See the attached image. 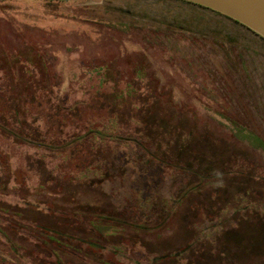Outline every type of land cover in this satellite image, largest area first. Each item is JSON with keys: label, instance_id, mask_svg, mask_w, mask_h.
Segmentation results:
<instances>
[{"label": "rangeland", "instance_id": "obj_1", "mask_svg": "<svg viewBox=\"0 0 264 264\" xmlns=\"http://www.w3.org/2000/svg\"><path fill=\"white\" fill-rule=\"evenodd\" d=\"M49 3L0 0V86L18 81V99H32L26 84L36 81L41 90L34 95H46L52 114L76 118L77 137L98 127L90 119L106 117L116 97L125 100L119 113L134 111L149 135L167 123L179 129L177 135L195 129L185 141L187 148L172 144L170 154L214 177L186 192L199 181L191 172H177L154 159L145 167L113 161L108 174L89 186L84 175L94 168L81 160L85 143L73 139L75 155L66 166L59 154L45 156L56 153L41 134L45 116L33 106L36 102H23L22 112L35 109L34 120L22 122L23 129L37 131L35 137L0 136V152L9 159L0 164V211L8 215L0 219L11 224L1 229L24 254L22 264H55L47 248L30 237L45 241L61 264H132L131 259L150 264V257L194 238L197 243L181 257L155 264H264V213H254L264 203V40L180 1ZM37 100L44 105L43 98ZM66 136L64 130L58 133L68 142ZM128 145L117 146L118 152L135 153L136 147ZM46 181L51 187L41 188ZM236 194L243 197L233 201ZM227 201L233 209L246 207L248 218H239L212 241L201 237L198 217L205 225L212 222L198 215L199 209L214 218ZM174 202L168 216V203ZM45 205L59 212H46ZM26 223L97 241L119 255L97 253ZM4 246L0 237V250Z\"/></svg>", "mask_w": 264, "mask_h": 264}, {"label": "trees", "instance_id": "obj_2", "mask_svg": "<svg viewBox=\"0 0 264 264\" xmlns=\"http://www.w3.org/2000/svg\"><path fill=\"white\" fill-rule=\"evenodd\" d=\"M51 1H62V0H41V2H45V3L47 2L49 3ZM174 1H180L186 4H191L203 10H206L216 15H219L221 17H224L234 22L235 24H238L239 26H242L243 28L249 30L256 36L260 37L259 35H257L250 29H248L247 27L243 26L237 21H234L220 13H217L208 8H205V7H202V6L187 2V1H182V0H174ZM260 38L263 39L262 37ZM34 82L35 84H32V81H28V83L26 84L30 87V90L32 87V91L31 92L29 91L32 99L31 98L29 99L27 97L23 99L20 98V100L18 99V90H17V86L19 83L18 81H11L10 87L2 86V85L0 86V136L7 138L6 136L11 137L13 135V137H15L14 139L18 141L24 138H34L37 131L33 128V126H32V128L34 129L33 131H31L30 129L29 130L23 129L22 122L29 123V121L27 120L28 118L34 120L33 116L35 114H33L32 111L35 109H30V110L25 109L26 111L22 112V108H23L22 103L28 102V101H30V103L36 102L37 105H33V106L39 108L40 111L38 112H43L42 115L45 116L44 117V127L41 130V134H43L45 137H48L49 140L47 141V143H50L51 148H54L53 150L56 151L55 154H51V155L46 154L45 156H49L50 158H53V157L57 158L56 154H59L61 155L60 160L63 159V161H61V164L64 163V166H66L65 161H69V159H73L75 155L73 147L75 146L76 141L75 140L73 141V139L79 138V140H82V143H85L86 149H84V151L82 152L81 160L84 162V164L87 161L89 165L91 164V167L94 168L92 169L93 171L90 172L91 175H88V174L84 175L87 178H89L88 179L89 184H90L89 186L96 185L98 181H95V179L100 180L102 176L108 174L109 172L108 169L110 168V164L113 161L114 162L119 161L118 165L121 167H124V165L129 166V167H139V166L145 167L151 163L152 159H154L157 162L163 164L164 166H167L168 168L175 169V171L177 172H184V171L191 172L198 178L199 181L198 183H196V185L188 187L187 190H185L186 192H190L194 190L195 188L203 185L209 179H212V177H214V175L212 176L211 174H206L204 170H200V168H198L197 166L193 167L191 165H183L182 163H179V160L177 162L176 161L177 157L170 154L169 147L172 144H177L176 147H179L180 150L186 149L187 144H185V141L187 140V138L192 136L193 133L191 131H194L195 129H188V130L186 129L187 131H182L180 132V135H177L174 131L179 130V129L173 125L168 126V123H167V124H164L162 127L158 128L157 130H154V127L152 126L151 131L153 130L154 131L152 132L151 135H149L146 133L148 128H146L144 123L141 121V119L137 117V115H135L134 111H131L128 108V112L126 114L121 115L119 113V110L124 106L125 100L119 97H116L117 99L116 101L110 100L109 107L107 108L105 112L106 117H104L103 115V118H105V122L102 123V121L104 120L103 118L90 119L92 121L91 124H97L98 127L93 128L95 129L94 131H91V132L87 131V135L85 137H77L76 135L77 126L73 125L75 124L74 119L76 118L69 114L67 115L65 113H60V115L64 117H62L61 119H58L54 113L53 114L51 113L46 95H43V93L40 94L41 91L39 95H37V97L38 99L43 98L45 103L44 105L39 104V101L37 100V97L34 94H36L37 88L40 89V87L36 83V81ZM4 87H7L8 89L7 91H9L10 93H7V91L4 90ZM33 88H35V90H33ZM64 110L66 112H69V109H64ZM56 119L59 121V123L55 124L54 120ZM105 127L107 128V130H103ZM63 130L66 132V135H67L66 139H68V142L58 139V133H61ZM79 131L82 132L81 130ZM128 136L130 137L127 138ZM149 136H151V138ZM128 144H133L136 147L135 153L130 155L129 153H127V151H123L122 153L118 152L117 146L125 145V148L127 149V146L128 147L130 146ZM167 149H168V156H166ZM141 152L144 155H142ZM41 154H43L44 156V153H41ZM7 161H9L8 156L5 153H1L0 154V164L7 163ZM58 170L62 172L63 174L67 173L66 170L64 169H61V170L58 169ZM22 171L24 173L23 168H22ZM22 171L19 170L20 174L23 177L25 176V173L23 175ZM228 173L230 174L231 172L228 171ZM70 178L74 179L71 176ZM70 178L66 180L69 182ZM46 182L45 184L41 185V188L51 187V183L49 182L46 183ZM81 185H88V184H85L84 181H82ZM237 196L243 197V195L241 194H236L234 195L233 201L235 200ZM238 201H240V199H238ZM24 203L27 204L28 206H32L35 209H38V207H40V204L38 203H30V204L27 202H24ZM134 204H136V201H134ZM229 204L230 202L228 201L225 202L224 206L220 210L217 211V215L214 218L207 217L205 212L202 209H199L198 215H200L201 213L202 217L205 220H209V222H212V223H208L207 225H205L203 224L204 223L203 220L200 217H198L196 222H199L203 225L202 231H201V237H205L206 239L209 238L212 241L213 237L220 235L221 232L224 231L225 229L229 227H234V225H236V222L239 220V218L245 219V220L248 218V215L250 213L246 207L242 206V207L233 209L228 206ZM45 206L48 207L47 210L43 209L46 212H50L53 210H55V212H59L58 210L54 209L50 205H45ZM262 206L257 207L254 213L263 215L264 203H262ZM175 207H176L175 202L173 204L168 203V216L174 212ZM231 211H232L231 215L226 216V213L231 212ZM65 213L66 214L64 215H67L68 217L69 215L73 217L75 214H77V213H73V215H71L69 212H65ZM0 216L7 218L8 215L0 211ZM214 219H219V222H216L215 224ZM26 224L46 234L49 233L52 235L61 236L60 238L65 239L67 241L70 240V241L80 243L84 245L85 247L90 248L91 250H95L97 253H100L103 255H104V251L107 254L112 253V254L119 255L118 253H113L112 251H109V249H107L104 245H101L97 241H92L87 238H79L76 235L64 233L62 231H58L56 229H53L47 226H41V225H38L37 223H26ZM10 225L11 224L9 222L0 219V237H2L3 241L5 242V246L1 247L0 255L4 254L5 256H7L9 251H11L13 255L11 256V253H10V255H8L6 258L0 256V264H22L24 263L23 262L24 254L20 250H18L17 247L15 248V246H13L11 241L5 238L6 236L1 229V228H8ZM39 228H41V230ZM30 239L36 245H39L40 247H43V248H47L46 250L50 252V255L52 256V259L55 264H61L57 259L56 253L52 252L48 248L49 245L45 241H42L40 237H30ZM196 243L197 241L195 240V238L189 239L185 245L177 248L174 251H169V252H166L160 255L158 254V255H154L150 257L149 258L151 260L150 264H155L156 262L161 261L163 259H174V258L181 257ZM58 250L62 252H67L68 254L75 256L76 259H81L79 255L75 253L73 254L68 249H63V248L58 247ZM120 257L127 258L124 255H120ZM20 260L21 262H19ZM129 262H131L132 264H141L137 260L134 261L132 259L129 260Z\"/></svg>", "mask_w": 264, "mask_h": 264}, {"label": "water", "instance_id": "obj_3", "mask_svg": "<svg viewBox=\"0 0 264 264\" xmlns=\"http://www.w3.org/2000/svg\"><path fill=\"white\" fill-rule=\"evenodd\" d=\"M220 13L264 39V0H182Z\"/></svg>", "mask_w": 264, "mask_h": 264}]
</instances>
